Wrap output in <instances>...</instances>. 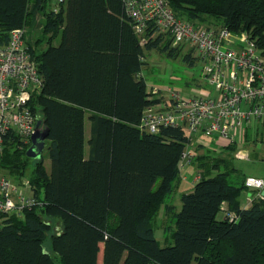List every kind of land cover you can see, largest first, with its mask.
I'll return each instance as SVG.
<instances>
[{
    "label": "trees",
    "instance_id": "obj_1",
    "mask_svg": "<svg viewBox=\"0 0 264 264\" xmlns=\"http://www.w3.org/2000/svg\"><path fill=\"white\" fill-rule=\"evenodd\" d=\"M169 2L180 18L246 33L264 55V0ZM53 4L0 0V45L27 28L30 17L41 16L50 34L43 49L27 34L26 42L43 77L30 107L49 129L51 160L49 171L44 156L35 159L30 177L45 205L4 217L0 264H264V198L241 206L246 178L230 180L236 143L196 158L201 177L181 196L174 244L162 247L155 236L153 217L174 190L190 139L181 126L157 133L140 128L145 109L157 102L141 72L149 51L172 57L183 48L160 37L141 43L122 0H66L58 11ZM184 59L195 61L190 50ZM30 145L13 141L5 149L2 167L19 171L14 180L32 159ZM223 203L228 209L219 219Z\"/></svg>",
    "mask_w": 264,
    "mask_h": 264
},
{
    "label": "built area",
    "instance_id": "obj_2",
    "mask_svg": "<svg viewBox=\"0 0 264 264\" xmlns=\"http://www.w3.org/2000/svg\"><path fill=\"white\" fill-rule=\"evenodd\" d=\"M66 0H52L58 11ZM133 28L145 44L151 37L172 48H188L203 65L205 80L215 90L183 95L171 87L153 86L140 128L157 133L163 127H183L190 141L203 135L226 144H240L246 131L258 125L264 129V55L246 33H235L223 26L197 25L180 18L169 0H122ZM26 28L11 32L8 43L0 45V230L4 217L22 214L26 209L43 207L44 199L35 194L30 178L14 180L2 167L6 147L13 141L19 147L32 143V135L45 129L30 101L43 86L38 63L26 42ZM150 32H154L149 36ZM151 34V33H150ZM43 123L38 126V121ZM261 142V141H260ZM238 157H247L239 151ZM195 159L185 150L181 168ZM25 178V179H24ZM248 188L262 190L264 179L247 177ZM28 184L31 194L23 187ZM231 220L236 214L227 212Z\"/></svg>",
    "mask_w": 264,
    "mask_h": 264
},
{
    "label": "rangeland",
    "instance_id": "obj_3",
    "mask_svg": "<svg viewBox=\"0 0 264 264\" xmlns=\"http://www.w3.org/2000/svg\"><path fill=\"white\" fill-rule=\"evenodd\" d=\"M45 21L41 16H38L37 22L30 17L27 24V38L28 41L33 42L37 39V42H41L40 49L45 48L46 41H48L50 34H45L44 30L41 28V23ZM197 25H200L199 22H195ZM42 40V41H41ZM55 43L60 42V35L53 37ZM188 52V48H183L181 52L176 56H169L167 52H161L158 49H153L147 53L146 63L142 68V75L146 80L148 91L151 90L153 86H158L163 89L171 87L177 91H180L183 95H190L204 89L207 91L214 92V85L209 84L205 80L203 74V65L199 60H195L193 64L188 63L184 59V55ZM89 114L86 118V136L89 138L91 131V121L89 120ZM263 136L261 134L258 138L261 140ZM192 139H196L192 137ZM200 139H203L210 144H212L211 149L214 148L215 139L214 137L203 135ZM262 141V140H261ZM49 140L47 139V144ZM255 142V143H254ZM248 141L241 143L235 150L232 152L235 156L233 158V164L237 169L236 172L231 176V181L244 180L247 177H256L264 178V141L256 143V141ZM88 148V146H87ZM187 149H190L188 145ZM217 149V148H215ZM206 151V150H205ZM239 151H242L247 154V157H238L237 154ZM216 155L213 150L209 149L208 153ZM232 153L230 155H232ZM22 161H25L26 156L22 153L18 155ZM44 162L48 170H51V160L47 152V146L43 152ZM35 159H29L26 161L27 168L24 170V176L26 179H29L33 173L34 165L36 164ZM8 176L12 179H16L18 175V170L14 173H9L5 169ZM24 178V179H25ZM23 189L26 193L31 194V188L26 184ZM256 193V190L253 188H248L242 190L240 194V199H244L241 196L245 197L248 193ZM40 195L43 196V191L40 192ZM168 199V198H167ZM247 199V198H246ZM177 207L167 210L162 207L153 217L152 224L155 232V236L160 244V246H169L173 245L174 233L176 230V214L180 211L182 207V200L177 199L175 203ZM218 218L223 219L224 213L220 211L218 213ZM55 225L58 223H54ZM47 249L50 250L49 241H46ZM103 259V245L99 254V261L102 263ZM195 264V262L193 263Z\"/></svg>",
    "mask_w": 264,
    "mask_h": 264
},
{
    "label": "crops",
    "instance_id": "obj_4",
    "mask_svg": "<svg viewBox=\"0 0 264 264\" xmlns=\"http://www.w3.org/2000/svg\"><path fill=\"white\" fill-rule=\"evenodd\" d=\"M27 40H28V38H27ZM260 134H261V136H263L261 140L264 141V129L262 127H259L258 125H254V127H251L246 131L244 139L241 143H245L248 141H253V142L256 141V143H258L261 141L258 138V136ZM191 140L192 141H190V143L188 144V145H190L189 151L194 153L195 159L191 164H188L184 168H181L180 176L178 177V179L174 183V190H173L172 194L169 195L168 199H166V201L163 205L164 210L170 209V206H174L176 208L177 205L174 204L175 201L177 199H180L181 196L183 195V193L192 191L195 184L198 182L199 178L201 177L202 168L199 167V160H196V158L203 153H208L209 149L214 151L215 148H219L223 144H226V142L224 140L216 138L215 139L216 145L214 146L213 149H211L212 144H210L209 142H207L203 139H197L196 138V139H191ZM241 143L238 144V146L241 145ZM199 145H201L202 147L200 148ZM187 147H186V149H187ZM235 182H237V184H240L242 182V179L241 180L239 179ZM246 189H248V188H246ZM253 189L256 190L255 194L253 192H250L245 197L241 196L242 198H244V199H240L241 206H243V207L250 206L252 204V202L254 201V199H256L257 197L260 196L261 190L256 189V188H253ZM221 209H222L221 211L223 213H225L226 210L228 209V204L223 203Z\"/></svg>",
    "mask_w": 264,
    "mask_h": 264
},
{
    "label": "water",
    "instance_id": "obj_5",
    "mask_svg": "<svg viewBox=\"0 0 264 264\" xmlns=\"http://www.w3.org/2000/svg\"><path fill=\"white\" fill-rule=\"evenodd\" d=\"M43 123L42 120L38 121V126ZM49 137V129L45 127L43 131L37 130L32 135V143L30 147L27 149L28 157L33 159H41L43 156V152L46 148V140ZM260 195L264 198V188L261 190Z\"/></svg>",
    "mask_w": 264,
    "mask_h": 264
}]
</instances>
